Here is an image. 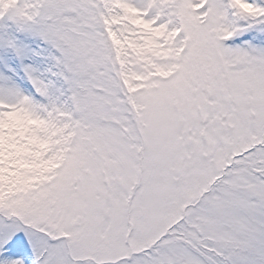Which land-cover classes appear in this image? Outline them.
<instances>
[{
    "label": "snow or ice",
    "instance_id": "6c2138e0",
    "mask_svg": "<svg viewBox=\"0 0 264 264\" xmlns=\"http://www.w3.org/2000/svg\"><path fill=\"white\" fill-rule=\"evenodd\" d=\"M0 264H264V0H0Z\"/></svg>",
    "mask_w": 264,
    "mask_h": 264
}]
</instances>
